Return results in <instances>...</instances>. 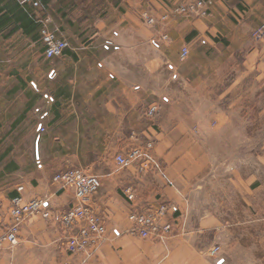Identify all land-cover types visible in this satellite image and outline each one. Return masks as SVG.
<instances>
[{
  "label": "crops",
  "instance_id": "1",
  "mask_svg": "<svg viewBox=\"0 0 264 264\" xmlns=\"http://www.w3.org/2000/svg\"><path fill=\"white\" fill-rule=\"evenodd\" d=\"M39 1L40 7L32 9L0 0V60L14 51L15 66L4 74L7 64H0V264H210L201 249L191 246L193 237L178 228L188 220L186 194L199 156L195 148L204 143L202 132L213 117L221 128L226 124L221 95L214 92L220 88L211 85L210 73L221 63L216 56L225 48H244L239 43H248L264 24V0H215L203 19L171 20L167 41L154 36L158 28L148 30L142 14L159 15L183 0ZM40 23L68 42L62 56L44 59ZM184 30L191 53L180 62L179 32ZM255 46L244 55L243 66L264 83V40ZM25 66L35 74L23 75ZM17 93L24 104L5 107L4 99ZM154 105L160 112L150 119L146 114ZM8 110L12 117H6ZM26 116L33 119L27 128L32 137L26 143L27 162L13 157L5 163L4 129H24ZM150 142L145 173L138 172L144 159L116 165L117 155ZM71 168L99 179L100 188L87 204L108 229L98 247L77 256L66 249L77 228L59 223L73 194L52 183L54 175ZM19 187L24 200L44 199L49 217L26 220L17 246L10 248L3 238ZM160 203L178 209L161 222L172 226L169 235L146 240L131 235V212Z\"/></svg>",
  "mask_w": 264,
  "mask_h": 264
},
{
  "label": "rangeland",
  "instance_id": "2",
  "mask_svg": "<svg viewBox=\"0 0 264 264\" xmlns=\"http://www.w3.org/2000/svg\"><path fill=\"white\" fill-rule=\"evenodd\" d=\"M187 2L180 1L159 15L145 12L141 19L151 32L154 31L153 28H158L155 37L160 41H167V28L171 20L182 23L191 19H203L209 15L215 4L214 0L213 6L203 17L178 16L173 13L177 5ZM151 20L153 23H149ZM261 26L252 32L248 43H239L244 48L231 47L218 52L216 57L221 59L219 70L210 73L212 87L220 88L214 92L221 95L219 102L226 112V124L221 128L219 119L213 117L208 128L202 132L204 143L195 148L194 152L199 156H196L197 162L191 170L193 178L190 180V192L186 194L188 210L185 217L188 220L178 228L193 237L191 246L201 249L203 257L210 264H264V83L256 80V74L250 67L243 66L244 55L250 53L256 47L255 44L264 40V37H257ZM184 31L179 32L180 44L183 45L180 51L188 47L184 41L188 30ZM245 45H248V49ZM232 46L237 45L233 43ZM13 52L9 54L7 51L5 58L0 60V64L2 61L7 64L4 74L15 67ZM178 58L180 62H184L179 55ZM22 73L31 77L35 71L32 66H25ZM23 104L24 98L19 93L4 99L5 107ZM158 109L160 112L159 107ZM8 112L6 117H12L11 111ZM32 124V117L26 116L24 129L14 133L8 132L7 127L4 129L5 140L2 148L6 152L5 163L13 157L21 158V163L27 162L25 160L28 159L30 146H26V143L32 142V137L28 138L27 128H32ZM193 130L196 133L197 129ZM152 149L145 153L142 165L145 170L141 172L138 169L140 174L148 169L147 157ZM124 195L130 196V193L124 191ZM162 204L175 206L168 203L158 205ZM153 208L145 212L131 213L145 214ZM177 213L178 211L170 212L166 220ZM214 250H217V254L210 256V251Z\"/></svg>",
  "mask_w": 264,
  "mask_h": 264
},
{
  "label": "built area",
  "instance_id": "3",
  "mask_svg": "<svg viewBox=\"0 0 264 264\" xmlns=\"http://www.w3.org/2000/svg\"><path fill=\"white\" fill-rule=\"evenodd\" d=\"M22 8L38 9L39 0H15ZM188 2L176 6L173 13L178 16H199L207 14L214 4V0H187ZM153 23V21H149ZM38 36L43 44V57L46 60L57 58L69 48L68 42L60 38L54 32L50 31L43 23L39 24ZM258 39L264 37V24L257 31ZM190 55V49L184 47L181 49L179 57L181 61L187 60ZM159 113L156 106H152L147 111L148 118H154ZM43 132V129H40ZM153 148V144L147 143L143 148L135 147L124 155H117L115 162L119 167H128L144 159L145 153ZM145 167L141 166L139 171H144ZM53 185L58 191L69 190L73 194V204L59 216V223L64 229L77 228L75 235L70 236L66 242V249L70 256L83 254L90 248L98 247L108 233L104 220L96 215L88 206V200L95 195L100 188V181L97 177L89 175L81 169L71 168L57 173L52 178ZM22 187L16 189L18 195L12 199L9 210L10 224L3 241L10 248L18 244V233L21 225L29 218L39 215L43 219H48L49 213L45 209L46 201L35 198L24 200L20 195ZM177 207L169 205H158L156 208L149 210L145 214L131 213L128 216V222L131 224L130 234L140 239L162 238L170 233L171 225L166 221L167 215L176 213ZM210 256L217 254V250L210 251ZM63 264H71L66 261Z\"/></svg>",
  "mask_w": 264,
  "mask_h": 264
}]
</instances>
